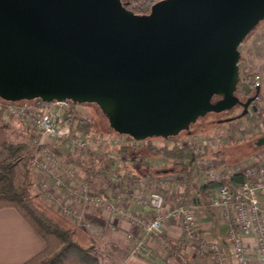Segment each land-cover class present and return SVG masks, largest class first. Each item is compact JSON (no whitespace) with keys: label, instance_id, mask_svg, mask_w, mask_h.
I'll return each instance as SVG.
<instances>
[{"label":"water","instance_id":"water-1","mask_svg":"<svg viewBox=\"0 0 264 264\" xmlns=\"http://www.w3.org/2000/svg\"><path fill=\"white\" fill-rule=\"evenodd\" d=\"M263 20L264 0H161L144 15L117 0H0V98L95 103L137 140L238 105L240 118L261 92L235 94L240 45Z\"/></svg>","mask_w":264,"mask_h":264},{"label":"built area","instance_id":"built-area-1","mask_svg":"<svg viewBox=\"0 0 264 264\" xmlns=\"http://www.w3.org/2000/svg\"><path fill=\"white\" fill-rule=\"evenodd\" d=\"M254 81L258 88L264 90V79L261 74L254 75ZM1 101V100H0ZM5 115L9 118L20 119L25 125L34 127L42 138L51 137L57 143L65 145L67 149L75 153L82 150H92L93 141L89 137L78 133H70L63 126L65 110L69 107V101H59L52 108H38L28 102H5ZM1 104V103H0ZM240 124V123H239ZM241 126V125H239ZM108 137L113 138L109 135ZM107 137V138H108ZM127 136H119L114 144L129 145L145 140L124 141ZM192 146H219L221 140L199 139L193 136L188 139ZM126 142V143H125ZM111 140L97 142L100 152H106L103 148L110 146ZM107 144V145H106ZM154 145H157L153 141ZM36 151L33 163L38 171L47 175L46 181L41 184L43 197L47 202H53L61 207L64 215L69 218H82L81 210L67 204L66 196L76 199L80 204L94 205L105 211L111 217L124 218L138 228L142 237L134 240V234L129 233L128 239L133 243V252H139L146 246L149 238H153L159 247L174 253L182 261L187 262L182 248L195 247L199 254H212L215 264H231L229 254L221 243L216 240H203L199 234L198 218L196 208L184 201L169 204L163 192L166 190L168 180L176 181L177 177L161 178L160 185L154 190H149L140 177L131 174V182L121 185L125 174L119 173L114 166L111 181L113 185L106 192L95 194L90 184L78 177L77 167L72 165L69 168L63 166V159L53 151L45 148L42 141L36 143ZM108 154H111L110 152ZM140 158L138 157L137 160ZM124 160L118 157V161ZM117 161V162H118ZM158 167L159 163H153ZM160 167V166H159ZM209 170L208 181L228 178L234 172H243L245 180L238 186L222 184L211 197V207L220 209L228 224L227 242L231 246L237 264H251L250 255L252 251L245 244L243 233L252 232L255 235L254 252L257 255L258 264H264V160L248 161L247 164H238L235 168L225 173ZM128 173H126L127 175ZM178 180V179H177ZM65 192V195L63 194ZM171 222L178 225L182 230L181 246L172 243L165 233L164 226Z\"/></svg>","mask_w":264,"mask_h":264},{"label":"trees","instance_id":"trees-1","mask_svg":"<svg viewBox=\"0 0 264 264\" xmlns=\"http://www.w3.org/2000/svg\"><path fill=\"white\" fill-rule=\"evenodd\" d=\"M154 1L155 0H145L141 4L138 3L136 9L139 13L149 12ZM248 37H246V39ZM239 68L241 79L235 94L241 102L245 103L248 99L256 97L258 87L255 84L254 76L247 72V60L242 55L239 61ZM216 98L217 96L214 97V100ZM0 100L1 121L6 109V103L2 101L6 102V100L1 98ZM262 101H264V91L261 90L259 98L255 99L251 106L256 105L258 108L257 111H261L264 109ZM18 102H28L38 108L44 109L52 108L56 103V101L45 102L41 99ZM69 102L70 105L65 110L63 117L64 128L70 133H78L82 136L89 137L93 142L97 143L98 141L95 135L98 130L94 129V118L86 117L82 109L78 107V103L72 100H69ZM228 118L237 119L238 117L229 116L225 119L215 121L214 123L216 126L214 127L218 128L220 122L230 121L227 120ZM181 134L182 133L169 138L162 137V139L167 141V144L164 145H154L153 140L156 138L155 136L147 138L145 143L139 142L137 144L120 145L113 154L100 151L92 152L91 150L90 153L89 150H82V155L87 152L90 157V161L86 167L88 170L86 174L87 182L92 189L94 179H102L100 177H103L107 179L105 186H115L116 184L113 185L111 179H108L107 174L108 171H112L111 168L117 163L119 156L125 161L139 157V164L143 165L142 170H149L150 165L152 166L153 164L152 160L159 159L171 163L174 168H177L178 170L175 172V175L179 183L187 185L180 194L171 193L167 190L164 191L163 194L167 201H184L190 195L191 191L196 189L199 199L209 207L211 204V197L219 186L227 183L236 187L245 180L243 172H234L228 178L207 181L199 186L196 182V175L194 174L192 163L196 159H204V157L210 156V154L219 157L222 154V150L217 149L213 153L209 150L210 146H192L188 141L189 136L181 137ZM186 134H188V132H186ZM189 134H191L190 131ZM126 136L130 141H139L130 135ZM234 141V138L231 139V142ZM257 147L258 152L256 156L262 157L264 155V146ZM37 150L38 147L29 142L14 143L11 141L4 142L0 148V210L4 208L16 209L46 243L45 248L41 252L23 264H101L96 254L93 238L80 227L78 221L74 218L66 217L64 214L60 213L55 206L46 204L41 199L40 194L36 193L33 189L35 181L34 174L31 170V163ZM81 154L80 156H82ZM81 160L80 163H83L84 160ZM19 165H21L22 168L21 176H19L18 173ZM214 167L215 169L224 168L223 171L231 170L232 168H228L226 161L223 159L220 160L218 164H215ZM141 173L144 172L141 171ZM156 176L158 175L151 173V177ZM122 178L123 181L121 185L132 181L131 174H125ZM103 182L104 181H102V183ZM40 184L39 187L41 186ZM102 185L103 184H101V186ZM86 218L91 223L100 227L107 226V221L100 216L87 214ZM115 247L120 248L118 246ZM129 250H131L130 254H132L133 247H130ZM137 255L150 260H154L158 257L157 253L147 246H143L142 249L137 252Z\"/></svg>","mask_w":264,"mask_h":264},{"label":"crops","instance_id":"crops-1","mask_svg":"<svg viewBox=\"0 0 264 264\" xmlns=\"http://www.w3.org/2000/svg\"><path fill=\"white\" fill-rule=\"evenodd\" d=\"M240 51L248 62L250 73L252 72L254 74L255 72H261L264 79V21L259 26H257L251 40L243 41V43L240 45ZM252 116L253 115L251 114L250 117ZM240 120L237 119L239 122ZM22 140L29 142L32 145H36L35 141H42V145L45 148L59 155L65 160L66 164H75L80 161L81 158L84 159L89 157V153L87 152L84 155H82L80 152L78 153V156L71 154L65 145L57 143L51 137L42 138L35 128H28V126L25 125L20 119H10L9 117L4 116L0 121V148L6 141L18 143ZM80 154L82 156H80ZM254 157L264 160V155L262 157ZM192 165L194 168V174L196 175V182L200 186L203 183H199L198 180L203 176L202 172L199 173L198 170H196L197 166L194 165V163H192ZM140 171H142V169ZM33 174L35 181L34 186L39 187V181L45 180V176L38 170L33 171ZM146 176L148 177H143V179H145L144 184L148 189L153 186L158 187L159 180L164 176L177 177L173 173H164L156 177H151V175ZM47 178L48 177H46V180ZM49 181L52 180L49 179ZM207 181H204V183ZM181 185L183 190L187 186L186 184ZM193 190L197 193L196 189ZM201 205L203 207V211L198 210V227L200 236H211L220 241L221 245L229 254L231 264H237L234 255H232L231 246L227 242L228 224L224 219L223 212L219 209L217 215H212L209 208L202 201ZM86 211L87 212L84 215L86 226L93 227L95 233L99 234L100 236H106L112 245L123 248L129 252V248L133 246L134 240L142 236L141 231H139L137 227L132 225L124 218L111 217L106 212L101 211V209L95 206H92ZM87 214L104 218L107 221V226L100 227L91 223L86 218ZM164 229L167 238L176 246H180V248H182L181 228L174 223L168 222L165 224ZM129 233H134V240L131 241L128 239ZM242 237L245 244L252 251L250 255L251 264H258L257 255L253 249L255 245L254 233H243ZM45 246L46 243L44 239L34 230V228L20 215L16 209L4 208L0 210V264H23L41 252ZM146 246L154 250L158 257H156L154 260H150L136 254H127L128 256H125L124 259L119 261L117 264H215L212 254L208 252L204 255L199 254L195 247L182 248L184 255L187 257V262H184L174 253L159 247L153 238L148 239Z\"/></svg>","mask_w":264,"mask_h":264},{"label":"rangeland","instance_id":"rangeland-1","mask_svg":"<svg viewBox=\"0 0 264 264\" xmlns=\"http://www.w3.org/2000/svg\"><path fill=\"white\" fill-rule=\"evenodd\" d=\"M254 33H255V30L249 35V37L246 40H251ZM247 64H248V62H247ZM247 72L250 73L249 66H248ZM258 73L263 76V74L261 72H255L254 74L251 72L250 74H252L254 76L255 74H258ZM262 105L264 108V101H262ZM78 107L80 109H82V111L86 117L94 118V123H95L94 129L98 130L97 134L95 135V137L97 138V141L99 142V140L100 141L102 140V141H105L108 143L111 140L110 146L103 148V150L109 151L111 154L115 153L117 148L121 144L119 143L116 145V144H114V142L117 141L119 136H125V134L118 133L114 129L111 128L108 117L106 116V114L104 113V111L101 109V107L99 105H97L95 103H78ZM241 112H242L241 109L236 108L233 110V112L227 113V114L209 113L207 116L198 119L197 122H195L191 125L190 130H189L191 134H189V131L182 132L181 137L189 136V138H191V136H196L197 138H199L201 140L206 139V138L217 139V137H219L221 140V143L219 144V146L209 145L210 146L209 150L213 153L217 149H221L222 150L221 156L218 157V156H213L212 154H210L209 157L207 156V157H204V159H202V158H200L198 160L196 159L193 162L194 165L197 166L196 170H198L199 173L202 172V175H203L202 177H200V175H199V177H200L198 180L199 183H204V181L208 180L207 173L209 170H217L216 172L225 173V171H223L224 168L215 169V167H214V165L218 164L220 162V160H222V159L226 161L228 168L232 167L231 169L235 168L238 164H244L245 165L250 160H252V161H257V160L263 161L262 159H258L254 156H256L257 152H258V147L256 146V140L260 136L264 135V109L261 111H254L253 109H251V112L248 115L237 118L238 120L241 119L240 122L237 121V119H234V120H230V121L220 122L218 128L214 127V126H216V124L214 123L215 121L225 119L229 116H238ZM251 114L253 115L252 117H250ZM4 116H6L5 113H4L3 117ZM239 125H241V126H239ZM28 128L32 129L34 127L28 126ZM186 132H188V134H186ZM109 135L113 136V138L108 137ZM233 138L235 139V141L231 142V139H233ZM123 139H124V141H127V138H123ZM153 141H155L157 144H163V145L167 144V141L165 139H162V137H156ZM21 142H25V141L22 140L18 143H21ZM36 143L37 142L35 141V144ZM92 144H93V146H92L93 149L91 151H94V152L99 151V149H100L99 145L96 144V142H93ZM91 151H90V153H91ZM70 153L78 156V153H80V152L76 151L75 153H72V152H70ZM137 158H132V160H129V161L121 160V161H118L117 163H115V165H113L111 168L112 171L111 172L108 171V174H107L108 179L112 176V173L114 172V170H113L114 166L117 167V169H118L117 171H119V173H121V174H126V173L134 174V175L140 177L143 181L145 180V179H143V177L147 178L148 176H146V175H151V173L152 174L155 173L156 175H162L164 173L175 174V172L178 170L177 168H174L171 163H167V162H164V161L159 160V159H153L152 163H159L160 167L159 166L154 167V165L152 164V166L150 165L149 170H147V169L142 170L144 173H141L140 170L142 169L143 165L139 164L140 162H139V159L137 160ZM83 160H84L83 163H79L82 161V160H80L75 164H68V163L66 164L65 160L63 159V162H64L63 166H65V168H69L72 165H75L77 167L78 177L80 179L87 181L86 174H87L88 170L86 169V167L88 165V162L90 161V158L86 157ZM31 170H32V172L36 171L35 164L33 163V160L31 163ZM18 173H19V176H21V173H22L21 165L18 166ZM42 174L45 176V180L39 181V184L40 183L42 184L44 181H46L47 175L43 172H42ZM100 178H102V179H99V178L94 179V182H93L92 190L95 194L103 193V192H106L107 189L108 190L110 189L109 185L105 186L107 179L103 178V177H100ZM162 178L166 179V176H164ZM223 179H225V178H223ZM102 181H104V182L102 183ZM100 183L103 185L101 186ZM158 184L159 185L161 184L160 181ZM165 187H166V190H169L175 194H180L183 192V187H182L181 183H179L177 178H176V181L168 180ZM157 188L158 187L153 186L149 190H154ZM33 189L35 190L36 193L40 194L41 199L46 204L55 206V208L60 213L63 214L61 207L59 205L54 204L53 202H47L46 201V199L43 197V190H42L41 186L40 187L34 186ZM63 194L65 195V192H63ZM65 201L67 202V204L70 202V204L72 206H74V207L76 206L79 208V210H81L82 218L77 217L74 219H76L78 221L80 227L90 237L93 238V240H94L93 243L95 246L96 254H97L99 262L101 264H117L119 261L123 260L125 256H128L130 254L131 250H129V252H128V251L124 250L123 248L115 247V245H112L110 243V240L106 236H100L99 234L95 233V231L93 230V227L86 226L84 215L87 212L86 210H88L89 208H91L94 205L88 206L85 204H80L79 201H77L76 199L69 198L67 196L65 198ZM177 202L168 200V203L171 205L174 203H177ZM186 202H188L190 205H192L196 208V215L198 218V213H199L198 210L203 211V207L201 205V200L198 198L197 193L194 190L186 198ZM95 207H97V206H95ZM97 208H99V207H97ZM208 208H209L212 215H217L219 209L212 208L210 206ZM90 211H92V210H90ZM101 211H103V210H101ZM201 238L203 240L216 239V238L211 237V236H209V237L208 236H202ZM132 254L137 255V253H134L133 250H132Z\"/></svg>","mask_w":264,"mask_h":264},{"label":"flooded vegetation","instance_id":"flooded-vegetation-1","mask_svg":"<svg viewBox=\"0 0 264 264\" xmlns=\"http://www.w3.org/2000/svg\"><path fill=\"white\" fill-rule=\"evenodd\" d=\"M119 3H120V6L124 9V10H126L127 12H133V13H135V14H139V15H144V14H149L150 12H151V10H152V7H153V5L154 4H156L157 2H159V1H161V0H155L153 3H152V6H151V9H150V11L149 12H146V13H139L138 12V10L136 9V5L138 4V3H143L145 0H117ZM152 1V0H151ZM135 3V4H134ZM134 6H135V9L137 10H135L134 9ZM264 91V90H263ZM216 97V96H215ZM221 98V96H217V98L214 100L213 99V101H216V100H218V99H220ZM236 108H239V109H241V111H243V109H244V107L243 106H241V105H238V106H236L234 109H236ZM234 109H231V110H228V111H224V112H221V113H216V114H227V113H231V112H233V110ZM251 109H252V107H250V112H251ZM207 116V115H206Z\"/></svg>","mask_w":264,"mask_h":264}]
</instances>
